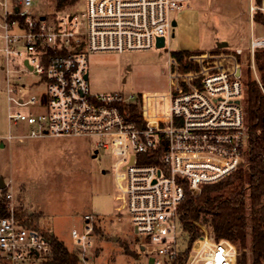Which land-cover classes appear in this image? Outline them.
I'll return each instance as SVG.
<instances>
[{"label":"built area","instance_id":"1","mask_svg":"<svg viewBox=\"0 0 264 264\" xmlns=\"http://www.w3.org/2000/svg\"><path fill=\"white\" fill-rule=\"evenodd\" d=\"M185 1L84 0L90 52L164 50L167 87L136 95L91 91L75 13L39 16L31 9L34 0H0V61L7 102L37 103L34 95L24 99L16 94L25 86L15 76L19 71L45 79L47 92L41 113L8 106V124L28 129L23 134L10 131L6 139L96 137V147L110 155L116 209L128 212L135 233L145 238L139 247L152 255V264H179L178 205L185 187L198 191L236 171L247 146L242 49L176 53L166 47L173 25L169 15L181 10ZM256 10L264 14V0L251 4L250 13ZM158 37L164 38V46L157 47ZM258 49H264V34L251 36L247 49L255 77ZM130 105L137 106V120L131 119ZM6 207L7 215L0 218V264H41L49 252L48 240L19 223L10 204ZM83 218L84 231L73 229L71 237L81 264H93V225L89 214ZM194 224L201 235L184 264H238L234 245L215 240L201 222Z\"/></svg>","mask_w":264,"mask_h":264},{"label":"rangeland","instance_id":"2","mask_svg":"<svg viewBox=\"0 0 264 264\" xmlns=\"http://www.w3.org/2000/svg\"><path fill=\"white\" fill-rule=\"evenodd\" d=\"M55 0H34L31 7L37 15L62 16L75 13L79 22L77 33L88 58V82L91 91L118 90L123 94H139L167 87L164 50L152 48L118 53L90 52L87 48V18L84 0H78L72 9L52 11ZM258 0H186L181 10L172 11V25L166 35V47L171 51L212 53L242 49L241 68L246 61L251 36L263 35L264 28L252 21L251 4ZM254 14V12H253ZM0 32L2 30L0 29ZM222 40L227 47L213 52ZM1 59V58H0ZM22 69L21 59L16 60ZM15 76L24 87L16 94L27 99L34 95L35 105H16L7 102L4 71L0 61V136L25 133V124L10 125L7 121L11 109L34 114L45 111L47 102L46 81L28 72ZM96 137L13 138L10 142L0 138V175L3 176L7 199L15 210L40 214L36 222L50 230L69 248L77 244L71 230L84 231L88 222L96 226L91 237L93 246L90 259L93 264H152V255L141 251L145 238L135 233L128 212L118 211L114 200L115 188L109 172L110 155L96 147ZM96 151V153H95ZM95 153V154H94ZM33 264H40L39 261Z\"/></svg>","mask_w":264,"mask_h":264},{"label":"trees","instance_id":"3","mask_svg":"<svg viewBox=\"0 0 264 264\" xmlns=\"http://www.w3.org/2000/svg\"><path fill=\"white\" fill-rule=\"evenodd\" d=\"M77 2L55 0L52 11L72 9ZM252 21L264 28V14L260 10L254 12ZM212 51L220 49L215 47ZM253 63L257 77L251 70L249 54L241 68L248 135L244 161L236 171L217 182L202 185L198 191L192 192L185 187L184 198L178 205L181 220L179 264H184L193 242L201 235L195 221L205 225L215 240L234 245L239 253L238 264H264V49L254 51ZM129 111L131 119L137 120V106L130 105ZM5 196V188L0 189V218L7 215ZM22 208L18 206L15 210L18 222L39 231L48 240L49 252L41 264H81L76 249H69L54 233L36 223L40 214H25ZM93 230H96L95 225Z\"/></svg>","mask_w":264,"mask_h":264},{"label":"water","instance_id":"4","mask_svg":"<svg viewBox=\"0 0 264 264\" xmlns=\"http://www.w3.org/2000/svg\"><path fill=\"white\" fill-rule=\"evenodd\" d=\"M172 23H173V25L176 24L174 21ZM156 40H157V43H156L157 47L164 46L165 41H164L163 37H158ZM227 45H228V43L226 41L222 40L221 42L217 43L216 47L218 49H221V48L227 47ZM86 77H88V75H86ZM95 153H96V151H95ZM5 187H6V182L3 178V176L0 175V189H3ZM141 250H143V246H141Z\"/></svg>","mask_w":264,"mask_h":264},{"label":"crops","instance_id":"5","mask_svg":"<svg viewBox=\"0 0 264 264\" xmlns=\"http://www.w3.org/2000/svg\"><path fill=\"white\" fill-rule=\"evenodd\" d=\"M172 22H173V20H172ZM6 136H7V135H6ZM6 136H4V137L0 136V138L3 139V140H6L7 142H10L9 140L6 139ZM0 145H3V142H1ZM1 176H2V175H1Z\"/></svg>","mask_w":264,"mask_h":264}]
</instances>
